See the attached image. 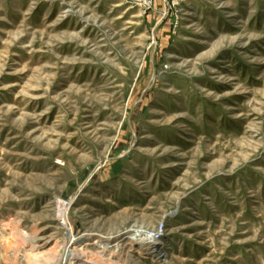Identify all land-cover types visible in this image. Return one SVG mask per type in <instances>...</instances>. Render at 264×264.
<instances>
[{
    "label": "rangeland",
    "instance_id": "rangeland-1",
    "mask_svg": "<svg viewBox=\"0 0 264 264\" xmlns=\"http://www.w3.org/2000/svg\"><path fill=\"white\" fill-rule=\"evenodd\" d=\"M34 237L264 264V0H0V264Z\"/></svg>",
    "mask_w": 264,
    "mask_h": 264
},
{
    "label": "bare ground",
    "instance_id": "bare-ground-1",
    "mask_svg": "<svg viewBox=\"0 0 264 264\" xmlns=\"http://www.w3.org/2000/svg\"><path fill=\"white\" fill-rule=\"evenodd\" d=\"M68 208H69V205L65 204V205H63L62 209L59 212V218L61 217V221H62V223L64 225H67V223H68V221H67ZM141 234H142V232H140L139 235H137V237H142ZM25 236H28V233L23 232L20 229H17V233H15V236H14L15 237V242H18L19 240H25V238H24ZM36 238L37 237H34L32 241L30 240L31 244L29 243V245H28L30 247V251L31 252H35V253H33V259L35 261H41L43 259V260L47 261L48 264H74V262L76 260H78L79 258L84 257L83 256L84 254L82 253V250L75 243H73L71 245L70 250H69V255H67V256H66V254L68 253L67 249L65 250L66 252L64 254V250H62L63 246L60 249L59 245L54 247V248H52V249H50L48 252H42L41 250L45 246L44 245H38V244L35 245L37 243ZM145 238H143V240L145 239V240L149 241V242L148 241L146 242L147 245H151L150 244L151 242L156 244L157 241H158L155 237H154L155 238L154 239L152 236L151 237L146 236ZM101 239H99V237L98 238H94L92 240V242L94 244H99V243L103 242ZM132 239L134 240V237H132ZM133 242H138V239L135 238V240ZM24 243H26V242H24ZM86 246H89V245L87 244ZM107 248H108L107 246L103 247L104 251L102 253H104V254L108 253L110 250L107 251L108 250ZM104 256L107 257V261H110V260L113 259V255H111L110 253L107 254V255H104Z\"/></svg>",
    "mask_w": 264,
    "mask_h": 264
}]
</instances>
